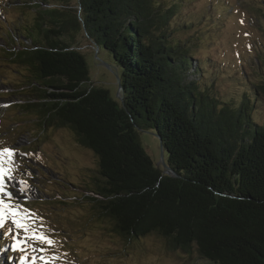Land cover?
<instances>
[{"label": "trees", "instance_id": "obj_1", "mask_svg": "<svg viewBox=\"0 0 264 264\" xmlns=\"http://www.w3.org/2000/svg\"><path fill=\"white\" fill-rule=\"evenodd\" d=\"M15 1L36 16L26 28L13 18L0 39L3 62L27 70L8 88L27 95L18 107L42 129L65 127L96 156L89 218L121 240L156 234L170 250L209 264H264V123L250 118L248 92L239 111L218 108L189 80V44L167 32L179 4L0 0L1 21L2 8L12 10ZM81 31L112 58L120 97L86 86L87 63L74 47ZM194 66L204 79L201 65ZM257 89L264 95V85ZM139 131L158 137L171 174L155 166Z\"/></svg>", "mask_w": 264, "mask_h": 264}, {"label": "rangeland", "instance_id": "obj_2", "mask_svg": "<svg viewBox=\"0 0 264 264\" xmlns=\"http://www.w3.org/2000/svg\"><path fill=\"white\" fill-rule=\"evenodd\" d=\"M155 2L163 7L179 4L174 7L176 13L168 21L167 32L172 41L189 44L188 53L195 60L190 66L195 74H190L189 80L196 79L199 88L214 98L218 108L228 104L239 111L241 103L246 102L244 93L248 92L250 102L254 101L252 106L247 104L250 118L264 123V95L257 89L264 85V0ZM10 6L12 10L2 8L7 17L0 20L1 40L8 37L6 29L13 18L15 22L21 18L20 28H26L36 16L26 4L16 2ZM74 47L87 63L90 82L86 86H97L115 98L120 97L110 55L98 50L83 31L75 36ZM5 63L9 64L0 58V149L14 150L16 176V180L8 182L15 199L7 202L20 203L33 214L36 225L43 224L45 232L54 233L56 245L50 253L59 257L54 264H209L197 254L170 250L156 234L121 240L101 221L89 218L91 203L87 197L93 196L90 191L98 181L96 156L79 145L67 128L52 125L42 129L35 115L23 114L18 106L27 103V95L17 87H8L23 80L27 70ZM196 63L201 65L204 79L197 74ZM139 142L155 166L164 171L162 162L166 164V157L156 135L139 131ZM20 180L26 181L28 188L18 195ZM7 227L12 228L13 235L18 232L25 252L13 251L11 235L5 236V230L0 229V264H21L20 257L25 254L29 257L27 264H31L32 255H40L39 251L32 252V242L10 220Z\"/></svg>", "mask_w": 264, "mask_h": 264}, {"label": "snow or ice", "instance_id": "obj_3", "mask_svg": "<svg viewBox=\"0 0 264 264\" xmlns=\"http://www.w3.org/2000/svg\"><path fill=\"white\" fill-rule=\"evenodd\" d=\"M7 106V105H5ZM15 152L13 149L5 147L0 149V229L5 230V236L11 235L14 243L10 245L13 251L25 252V248L22 247L23 241L19 240L17 234H12V228L7 227L8 221L14 225L16 230H23L26 234L25 239L32 242V252L39 251L40 255H32L31 264H54L59 259L54 253H50L56 245V241L52 238L54 233H48L44 231L43 224L36 225L33 214L26 208L22 207L20 203H9L15 199L12 191L9 190V183L16 180L14 174V158ZM20 185L17 189V194H24L27 191V182L24 180L18 181ZM15 187V185H13ZM35 225V226H33ZM28 255H22L20 257L21 264H27Z\"/></svg>", "mask_w": 264, "mask_h": 264}, {"label": "water", "instance_id": "obj_4", "mask_svg": "<svg viewBox=\"0 0 264 264\" xmlns=\"http://www.w3.org/2000/svg\"><path fill=\"white\" fill-rule=\"evenodd\" d=\"M116 81H117V83H118V87H119V89H120V84H119V79H118V76H116ZM121 90V89H120ZM157 137V136H156ZM158 138V137H157ZM160 148H161V145H160ZM161 158H162V160H163V156H162V153H161ZM162 166H163V168H164V171H163V173H166V174H171L170 173V171H169V169H168V167L166 166V164L164 163V161L162 162Z\"/></svg>", "mask_w": 264, "mask_h": 264}]
</instances>
